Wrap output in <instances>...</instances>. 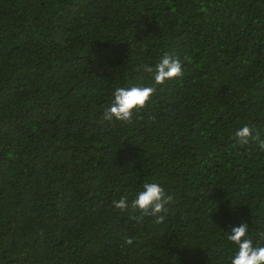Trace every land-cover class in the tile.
Returning <instances> with one entry per match:
<instances>
[{"label":"trees","instance_id":"trees-1","mask_svg":"<svg viewBox=\"0 0 264 264\" xmlns=\"http://www.w3.org/2000/svg\"><path fill=\"white\" fill-rule=\"evenodd\" d=\"M165 52L183 76L105 121ZM245 125L264 139V0H0V264H229L241 222L264 245ZM146 182L163 223L112 206Z\"/></svg>","mask_w":264,"mask_h":264},{"label":"clouds","instance_id":"clouds-1","mask_svg":"<svg viewBox=\"0 0 264 264\" xmlns=\"http://www.w3.org/2000/svg\"><path fill=\"white\" fill-rule=\"evenodd\" d=\"M143 71L149 74L151 84L116 88L110 104L104 109L103 119L105 121L115 120L123 124H132L134 113L138 115V118H142L139 117V114L147 107L158 87L163 86L169 80L180 78L184 74L180 58L167 52L159 58L154 66L144 65ZM252 131L250 126L245 125L238 129L234 135L241 145H246L250 139H254L258 148L264 151V139H260L259 134L253 137ZM173 202V196L166 194L159 184L146 182L130 203L128 196H121L118 201L112 202V206L122 212L131 208L134 213H138L131 217L137 223H143L145 217H155V222L159 224L163 223L165 219L163 213H167V206ZM247 233L248 225L241 222L239 226L232 228L231 234H227V240L237 246L234 254L228 258L229 264H264V245H260L259 242L254 245L252 240L247 237ZM259 235L264 240V231ZM124 242L131 245L133 239L128 237Z\"/></svg>","mask_w":264,"mask_h":264}]
</instances>
